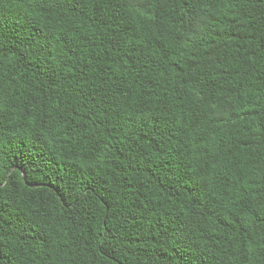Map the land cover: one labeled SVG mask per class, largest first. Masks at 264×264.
Returning a JSON list of instances; mask_svg holds the SVG:
<instances>
[{
    "label": "trees",
    "instance_id": "trees-1",
    "mask_svg": "<svg viewBox=\"0 0 264 264\" xmlns=\"http://www.w3.org/2000/svg\"><path fill=\"white\" fill-rule=\"evenodd\" d=\"M0 264H264V0H0Z\"/></svg>",
    "mask_w": 264,
    "mask_h": 264
}]
</instances>
